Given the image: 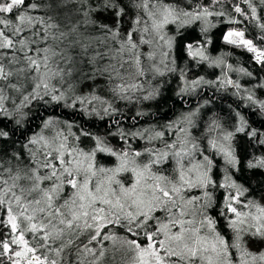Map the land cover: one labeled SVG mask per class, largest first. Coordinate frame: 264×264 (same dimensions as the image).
<instances>
[{"label": "snow or ice", "instance_id": "obj_1", "mask_svg": "<svg viewBox=\"0 0 264 264\" xmlns=\"http://www.w3.org/2000/svg\"><path fill=\"white\" fill-rule=\"evenodd\" d=\"M242 2L256 20L252 0ZM223 3L0 0V117L20 126L23 110L33 102L58 106L63 101L72 108L105 103L94 93L90 98L76 94L81 85H103L100 91L130 100L143 88L136 82L141 77L164 74L160 65L167 67L184 30L199 23L207 34L214 27L209 17H223L224 11L215 10ZM234 12L248 18L238 4ZM259 27L264 30V22ZM223 41L254 53L264 65V49L243 30L229 29ZM210 42H190L184 50L197 62L222 64L205 54ZM201 82L207 83L201 78L192 86ZM157 91L142 99H153ZM247 98L255 103L252 95ZM259 107L264 110V102ZM115 111L111 105L103 108L107 115ZM196 114H182L161 128L119 131L120 149L83 130L76 135L71 123L52 117L22 144L0 127V264L5 259L7 264H105L109 251L112 264L118 254L119 264H264V197L249 198V186L237 182L232 171L239 165L237 137L264 147V132L250 128L243 117L232 130L213 120L207 132L216 135L198 140L191 131ZM81 136L94 144L81 146ZM129 136L152 146L135 149ZM216 156L228 166L219 184ZM246 167L264 170V156L253 155ZM217 187L226 190L219 213L225 233L210 215ZM106 241L110 249L97 248Z\"/></svg>", "mask_w": 264, "mask_h": 264}, {"label": "trees", "instance_id": "obj_2", "mask_svg": "<svg viewBox=\"0 0 264 264\" xmlns=\"http://www.w3.org/2000/svg\"><path fill=\"white\" fill-rule=\"evenodd\" d=\"M200 2L207 3L208 0H200ZM252 2L257 8L256 20L251 19V11L242 0H224L222 5L215 6V10L224 11L225 15L209 17L214 27H210L207 34L201 31L203 25L199 23L184 30L183 36L179 37V43L174 46L168 58L167 67L160 65L164 74H149L147 78L141 77L136 82L141 83L143 88L131 94L130 100L114 97L107 90L100 91L103 85L93 88L81 85L76 94L90 98V95L94 93L101 96L105 103L93 101L91 105L77 104L75 108H72L65 106L63 101L58 106L54 103L45 105L43 102H33L30 110L29 108L23 110L26 115L20 126H17L14 120L0 117V127L9 132L11 140L22 144L27 141L28 137L41 131L45 118L52 117L61 122L71 123L73 125L71 131L76 135H80L81 130L89 132L93 136L106 139L109 146L115 149L124 146L118 134L119 131L133 133L145 128H161L182 114L190 112L197 113L194 118L196 127L191 131L198 140L202 136L216 135V133L207 132L213 120H216L223 129L232 130L239 118L243 117L250 128L264 132V110L259 107V103L264 102V65L257 63L254 56L245 48L223 41L226 31L235 28L243 30L245 38L252 40L257 48L264 49V38H262L264 30L259 27V23L264 22V5H261L259 0H252ZM236 4L245 10L247 19L234 12ZM233 19L240 20L241 23L233 24L230 22ZM208 40L211 42L206 43L205 54L210 57V60L222 59V64H211L209 61L197 62L187 56L184 45ZM240 69L245 71L241 72ZM246 73H251V75ZM201 78L207 83L201 82L193 87L192 81ZM228 79L234 84L224 83ZM182 88H186L187 91L179 94ZM153 89L158 90L157 95L151 100H143L142 97ZM69 95L72 94L69 93ZM249 95H252L255 103L248 100ZM68 103L70 104L71 100ZM109 105L117 111L111 115L104 114L103 108ZM8 106L12 108L11 104ZM138 113H144V115L139 116ZM116 121H119V128ZM167 138L171 140L174 137L168 136ZM128 139L132 147L138 150L152 146L143 139H134L131 136ZM81 140L84 142L81 146L90 147L94 144V141L88 137L81 136ZM154 143L162 147L159 142ZM200 143L202 147H207V138L201 140ZM237 149L239 165L238 170L232 169L235 172L234 179L249 186L251 192L249 198L260 201L261 197H264V170H250L246 165L253 155L264 156V147L254 141L250 146L248 138L241 136L237 137ZM209 154H211L210 151ZM104 159L108 158L104 157ZM227 168L223 159L216 156V166L213 171L216 173L214 179L217 184L223 183ZM225 194V189L217 187L214 190V203L210 210V215L219 220L217 227L222 233L227 231L226 221L219 215ZM117 231L121 236L125 234L122 230ZM110 244V241H106L102 246L97 245V248H109ZM111 258L112 256L105 257V264H112ZM119 261L118 254L117 264ZM5 264H7L6 259Z\"/></svg>", "mask_w": 264, "mask_h": 264}, {"label": "rangeland", "instance_id": "obj_3", "mask_svg": "<svg viewBox=\"0 0 264 264\" xmlns=\"http://www.w3.org/2000/svg\"><path fill=\"white\" fill-rule=\"evenodd\" d=\"M230 29H232V28H230ZM228 30H229V29H228ZM228 30H227V31H228ZM227 31H226V32H227ZM250 53H251V52H250ZM251 54L254 56V53H251ZM157 62H159V60H157ZM110 247H111V244H110ZM110 247H109V249H110ZM129 255H130V254H129ZM110 256H112V252H108L106 257H110Z\"/></svg>", "mask_w": 264, "mask_h": 264}]
</instances>
